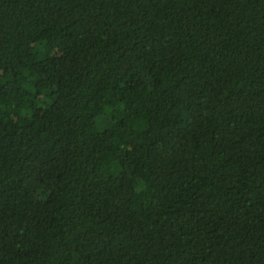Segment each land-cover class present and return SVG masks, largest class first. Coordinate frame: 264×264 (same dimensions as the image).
Instances as JSON below:
<instances>
[{
    "label": "trees",
    "instance_id": "16d2710c",
    "mask_svg": "<svg viewBox=\"0 0 264 264\" xmlns=\"http://www.w3.org/2000/svg\"><path fill=\"white\" fill-rule=\"evenodd\" d=\"M0 264H264V0H0Z\"/></svg>",
    "mask_w": 264,
    "mask_h": 264
}]
</instances>
